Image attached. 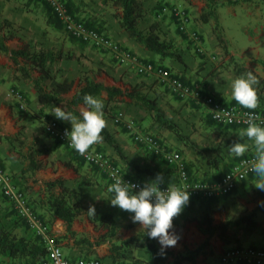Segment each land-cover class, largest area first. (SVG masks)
Returning <instances> with one entry per match:
<instances>
[{"label":"rangeland","instance_id":"1","mask_svg":"<svg viewBox=\"0 0 264 264\" xmlns=\"http://www.w3.org/2000/svg\"><path fill=\"white\" fill-rule=\"evenodd\" d=\"M61 1L73 16L77 19L82 18L88 25L103 32L116 43L121 44L125 50L130 51L138 59L151 61L167 68L190 85L202 87V82L205 81L207 95L213 96L215 99L217 98L213 93V90H215L213 75L218 70H220V81L221 83L223 82L224 89H228L229 85L232 86V81L236 77L237 72L239 75L248 72L245 69L242 73H240V70L237 71L238 63L229 57L228 52L225 54L223 48L233 52L235 58L240 60L239 57L243 47L247 45L251 47L263 45L264 47V0H244L242 2L247 5L232 7L222 4L218 5L221 1H224L218 0L219 27L217 30H214V22L212 20L207 24L199 21V13L197 12L199 0H187L193 10L188 7L189 5L186 6L185 0H140L137 28L143 34L152 33L156 35L159 42H163L168 46L163 56L145 50L141 44L130 38L120 27L121 9L118 5L104 0ZM170 2L179 4L187 11L190 18L189 28L200 38L203 53L197 52L195 44L188 41L186 36L177 32L173 20L169 16H160L161 7ZM0 22L2 25L0 38H2L3 43L8 48L14 50L25 49L29 53L42 51L52 59V62L46 64L48 79L40 83L45 91L55 87L57 83L72 84L71 90L60 95L57 102L49 106L40 105L34 96L29 95L31 89L37 95L35 82L39 76L35 69L19 57L13 60L10 55L0 53V120L3 121L0 124V147L2 151L9 153L10 146L22 155L29 153L35 155V152H43V150L46 152L53 151L57 155L53 157L54 159H49V156L46 158L45 155L48 154L43 152L42 155L37 154V160L42 164L45 163L46 169H50L53 174L57 173L58 170L67 171L70 177L74 179L73 181L79 183V187L82 186L79 189L82 203L90 206L95 192L88 190V188L94 186V184L91 181L86 183L87 177L85 176L93 171L94 168L82 163L71 151L48 136L44 131L45 125L49 121H56L71 130V122L56 118L53 111L56 107H62L65 111H70L79 118L78 115L85 108L82 106L72 107L68 104V101L86 81L99 82L122 90L137 86L148 97L157 100V104L164 112L166 118L174 122L184 136L182 141L172 132L159 129L153 115L132 106L129 99L119 98L106 105L104 110V118L107 122L106 127L116 130L115 127L119 126L113 121L114 115L117 112H123L128 118L134 120L144 132L156 137L167 151L179 154L181 161L191 166L192 170L187 167L191 178L203 182L217 181L219 177L215 178L214 173L212 174L210 170L207 171L208 173L206 172V166L200 157L203 160L212 158L216 155L212 150L219 142L221 147L225 148L229 139L239 135L244 129L235 130L211 124L204 108L197 107L193 102L179 100L172 96L167 87L153 76L139 75L132 65L119 63L109 52L96 50L72 38L65 32L49 7L40 0H0ZM217 34L222 38V42L217 41ZM123 39L128 43L137 44V48H142L143 52L141 53L135 49V45L131 47L126 42L123 43ZM215 79L217 80L216 77ZM258 88L264 91L263 86L260 84ZM16 94L22 98L24 107L20 105ZM101 99L104 102L105 94L102 95ZM126 137L130 146L133 147L132 149L140 157L138 161H132L126 157L131 162L128 163L111 150L108 151L107 147L102 143L94 144L91 147L104 152L126 172H131L130 175L137 180L143 183L152 181L144 176L142 177L140 175L141 171L132 172V166H134L135 162H138V168L142 167L149 161L148 158L151 156L147 154L149 152L146 149L135 144L127 133ZM35 140L41 142L39 143L42 144L41 149L35 148V144H37ZM216 156L223 162L222 164L228 163V168L238 158V156L230 153L227 148ZM153 159H155L160 168H156V172L163 176L169 173L166 179L163 177V182L160 184L161 186H168L175 178L174 168L165 164L161 157H154ZM22 163L25 162L23 161ZM49 163L50 165L48 166ZM4 166L6 167V165ZM8 173L15 180L17 186L20 185L18 175ZM99 173L104 175L102 172ZM83 176L84 179H80ZM28 180L33 183L37 182L32 181L31 177H28ZM103 182H105V179L102 177L101 183L103 184ZM255 183L256 177L249 178L240 183L231 194L220 199H189V203L183 208L182 212L174 217V227L171 231H174L181 239L186 227L191 225L198 227V223L206 213L212 216L215 225H219L226 220L233 221L242 214L254 210L255 205L259 203L257 192L261 191L255 187ZM108 185L105 182L104 188L107 195H109L107 192ZM24 191L27 193V190ZM32 199L34 198L31 197ZM97 208L95 207V211L98 210ZM110 212L117 221H121L124 218V220H130L131 224H133L132 226L135 224L140 225L138 222H133V213L121 210L118 206L113 207ZM259 213L256 216L257 227L255 229L241 226L228 230L226 237L230 236L232 240H238V243H240L232 244L233 248L241 246L253 247V245L264 247V244H262V240H264V216ZM0 225L7 229L11 228L12 232L17 236L36 238L33 235L34 233L25 235V233L20 234L17 231L19 228L23 230L22 227H25V225L15 214L12 206L2 197L1 193ZM124 231H128L126 227ZM121 234L123 235V232ZM180 239L178 242H180ZM154 241L156 245L161 246L157 239ZM174 248V246L167 247L168 250L176 253ZM194 248L191 242L188 245H184L183 248H179L178 253L185 254L186 251L194 250ZM132 251L143 252L137 247H131L125 252L122 260L118 262L110 261L109 263H128L127 256L130 253L133 254ZM142 254L144 258L139 260L137 264H151L148 256L144 252ZM197 259L199 258L197 257ZM203 262L204 260H200V263ZM216 262H218L217 259ZM196 263L199 264V260ZM0 264L13 263H6V261L0 260Z\"/></svg>","mask_w":264,"mask_h":264},{"label":"trees","instance_id":"2","mask_svg":"<svg viewBox=\"0 0 264 264\" xmlns=\"http://www.w3.org/2000/svg\"><path fill=\"white\" fill-rule=\"evenodd\" d=\"M104 1L111 2L120 7L121 9L120 10L121 14L119 18L120 27L128 34L130 38L134 39L137 43L141 44L145 50L155 52L156 54L161 55V56L164 55L163 53H165V51L168 49V46L164 44L163 42H159L156 35L152 33L143 34L137 28V19L140 14V0H104ZM203 1L206 3V6L202 10L201 14L199 15V21L203 24H207L210 20H212L214 22V30H217L219 27L218 15H217V6H218L217 4L218 3L216 0H203ZM238 2L239 0H236V1L226 0V3L228 4L229 3L233 4V3H238ZM1 26L2 25L0 22V30H1ZM216 39L218 42H222V38L220 37L219 34L216 35ZM223 50H224V53L226 54L227 50L225 48H223ZM0 53L10 55L13 60L19 57L23 59L24 61L28 62L32 66V68L35 69V72L38 73L39 75L38 79L35 82L37 100L39 104L43 106H49L57 102L59 100L60 95L68 93L71 90V86H72L71 83H57L55 87H52L48 91H45L42 88L40 83L48 79V68L46 64L48 62L49 63L52 62V59L46 53L42 51L38 53H29L25 49H21V50L10 49L3 43L2 38H0ZM256 64L264 71V60H257ZM183 83L185 82L183 81ZM185 84L189 86H193L187 83ZM203 93H205L204 90H203ZM85 94H91L99 98H101L102 95L105 94V99H104L105 104H104L103 111L105 110L106 105L112 101H116L119 98L129 99L131 101L130 104L132 106H135L138 109L144 110L148 114H152L154 121L157 124V127H159V129L172 132L181 141L184 138V136L181 134V132L177 128L176 124L166 118L164 112L159 108L157 104V100L155 98L148 97L137 86H134L131 89L122 90L118 87L106 86L99 82L86 81L72 95V97L68 101V104L72 107L82 106L85 108V105L83 103V96ZM184 101L193 102L195 105H197V107L204 108L201 104L191 99H185ZM204 110L208 115L207 110L205 108ZM254 110H257V109L255 108ZM78 117L81 118L80 114L78 115ZM208 120L210 121L211 124H214V125H217L223 128H229V129L231 128L235 130L240 129L238 127H229V126H222V125L215 124L211 120L209 115H208ZM102 135L104 139L100 143H102L105 147H109L111 151L115 155L120 157L122 160H125L128 163H130V161L126 159V156L122 153L120 145L115 140L113 134L108 130L107 127H105L102 130ZM154 138L156 139V137ZM244 139H246V137H240L239 135L234 136L233 138L229 139V142L228 144H226L225 148H222L219 142V144L215 146L212 152L215 153L216 155H219L221 154V151H224V149L227 148V150H229V146L233 144L234 142H237L238 140H240V142H243ZM157 141L160 144V146L164 149L165 152H169L166 150V148L162 145V143L159 140ZM9 153L18 162L22 163L24 161L27 163V166L25 170L24 169L22 170V173L34 172V171L39 170L42 167L41 163H39V161L37 160L36 152H35V155L30 154V153L27 155H22L19 152H17L15 149H13V147L10 146ZM147 154H149L153 158L161 157L164 160V157L162 154L156 155L151 152ZM253 154L254 153L248 154L247 156L246 155L238 156V158L235 159L234 163L243 157H248ZM216 155L213 156L212 158H205L203 160L200 157V159L204 162L206 169L210 170L212 174L214 173L215 178L219 177L217 179L218 181L230 169L232 164L228 168V163L222 164L223 162L219 160ZM164 162L167 164L165 160ZM181 162L185 166L186 170H187V167L189 168V170H192V168H190L191 166L187 165L186 162H183V161ZM0 163L2 164L1 161ZM114 163L116 164V162ZM168 166L174 168L173 165L168 164ZM124 171L126 172V170ZM137 172H140V170L139 171L137 170L136 173ZM174 173H175V168H174ZM188 174L191 178V175L189 172ZM174 175H175V178L171 184L176 182V174ZM137 176L139 177V175ZM254 176H256L255 173L247 177V179L252 178ZM132 178L144 185L143 182H141L140 180H137L135 177H132ZM247 179H245L244 181H246ZM244 181H242L241 183H243ZM160 187H163V186L160 185ZM43 189H44L43 196L40 197L39 199L31 200V198L28 196V199L33 207V210L37 213L40 219H42L41 217L42 214L45 213V214H49L53 218V220L62 221L65 226L67 234H72L73 233L72 224L74 220L76 219V217L87 213V210L83 206V203L79 197V194L71 192L65 186L64 180L61 178H56L54 180L44 182ZM22 191L26 194L24 190ZM257 195L260 201V205L256 207L254 210L248 213L242 214L239 218L233 221L226 220L225 222L219 225H215L213 222L212 216L208 213L204 214L201 221L198 223L199 231L203 235H206L208 238L214 235H217L220 239L225 241L227 232L230 228H239L241 226H245L248 229H255L257 227V221H256L257 213L262 212L264 209V191H258ZM224 197L226 196L219 197L216 199H220ZM89 218L93 222H98L100 227L109 229L111 231V232L109 231V234H112L114 221L112 219L111 214L102 213L100 211H95V215L89 216ZM10 229L9 228L7 229L0 225V260L1 261L17 262L16 264H33V263H36L46 258V249L40 240H38L35 237L27 238L25 236H17L12 232V229L11 230ZM154 240L155 238H149L145 234V232H142L138 234L137 236L130 237V238H127L121 241L120 244H112L109 248L108 258L112 262H118L124 258L125 252L129 248L137 247L148 256V259L151 262V264H183V263L197 264L196 258L201 253L200 249L202 248V246L205 245V244H202L200 248H197L193 251H186L185 254H179V253H175L170 250L162 249L161 247L156 245ZM55 241L57 242L56 239ZM103 242H104V239L101 238L98 240V242H96L95 245L96 246L100 245ZM121 264H125V263H121ZM236 264H243V263L239 262Z\"/></svg>","mask_w":264,"mask_h":264},{"label":"built area","instance_id":"3","mask_svg":"<svg viewBox=\"0 0 264 264\" xmlns=\"http://www.w3.org/2000/svg\"><path fill=\"white\" fill-rule=\"evenodd\" d=\"M40 1L49 7L55 18L61 23L65 32L72 38L96 50L109 52L119 63L132 65L139 75L153 76L167 87L172 96L181 100L191 99L201 104L207 110L208 115L215 124L245 129L249 119L248 114L251 113L256 123L264 126V111L246 109L235 104H223L214 97L203 93L201 86L186 85L177 75L167 68L151 61L138 59L137 56L125 50L103 32L86 25L82 20L73 16L61 0ZM164 15L169 16L173 20L178 33L186 36L188 41L195 44L197 52L203 53L200 38L189 28L190 18L185 8L179 4L170 2L160 9V16ZM16 95L20 105L24 107L22 98L20 95ZM113 121L117 126L126 131L135 144L153 154H162L167 164L174 166L176 182L169 186L161 187L162 190L177 186L187 188V191L190 192V199L204 198L212 200L229 195L242 181L254 174L252 168L255 162V153L237 160L218 181L203 182L193 180L182 164L179 154L165 152L158 141L151 134L144 132L134 120L128 118L123 112H117L114 115ZM44 131L48 136L71 151L79 160L102 172L110 184L114 182L115 177L122 176L124 181L136 185L133 189L134 191H138L143 186V184L129 176L119 165L115 164L109 156L94 147H90L84 154L79 153L72 146L70 137L67 135L71 130L60 125L58 122L49 121L45 125ZM0 193L12 206L26 227L43 242L42 244L46 249V258L33 264H105L96 258L65 259L60 248L55 245V242H53L41 219L33 210L28 196L17 186L12 176L1 163ZM239 262L243 264H264V249L235 247L227 249L220 256L221 264H236Z\"/></svg>","mask_w":264,"mask_h":264},{"label":"crops","instance_id":"4","mask_svg":"<svg viewBox=\"0 0 264 264\" xmlns=\"http://www.w3.org/2000/svg\"><path fill=\"white\" fill-rule=\"evenodd\" d=\"M216 1H218V0H216ZM232 1H236V0H232ZM184 2L186 3V6L189 5L188 7L190 9H192L191 8L192 6L190 5L189 1L185 0ZM220 4L225 5V6H229V7L247 5V4L243 3L242 0L239 1L238 3H233V4H230V3L228 4V3H226V0H224L223 2L221 1V3H219L218 5H220ZM205 6H206V3L203 0H199V9L197 11L199 13V15L201 14V12L205 8ZM217 15H218V11H217ZM80 20H82V18H80ZM82 21L85 22V20H82ZM121 36H123V35L121 34ZM122 42L123 43L126 42L131 47H134V45H135L132 43H128L127 41H124V39L122 40ZM119 45H121V44H119ZM262 47H263V45L252 46V47L247 45V46L243 47V49L241 50V53H240V57H239L240 60H237L234 56V53L229 51L228 49H227V52L229 54V57L233 58V60L238 63L239 66L236 69L237 71L240 70V73H242L244 69H245V71H252L257 76V78H259V84L261 86H263V88H264V71L256 64L257 60H264V47L263 48ZM135 49L139 50V52H141V53L143 52L141 50L142 48H137V44L135 45ZM235 74H236V71H235ZM244 74L245 73H242L241 75H244ZM241 75H239L237 72L236 77H234V79L241 76ZM213 76H212L213 77V84L215 86V90H213L214 91L213 93L216 96V98L218 99V101L223 103V104H235L239 107H242L237 101H235L233 99V97L231 95L232 86L229 85L228 89L223 88V84H222L223 82L221 83V81H220V79H221L220 78L221 77L220 76V70H218L217 73L214 74ZM215 77L217 78V80L215 79ZM202 84H203L202 88H203L204 92L206 94H208L206 91V87H205L206 82L204 81V82H202ZM34 93L35 92L31 89L29 95L34 96L35 99L37 100V97H36L37 95ZM257 94H258V106L256 109L260 110V111H264V91H262L261 89L258 88ZM242 108H244V107H242ZM2 122L3 121L0 120V124ZM115 128H116V130L108 127L109 131L113 134L115 140L120 145L122 153L127 158H129L130 160H132V161L137 160L138 161V159H140V157H138V155L136 154V151H134L132 149L133 147H131L130 144L128 143L125 131L119 127H115ZM36 143L37 144H35L36 145L35 148L41 149L40 147L42 144H39L41 142H39L37 140ZM243 143H247L249 145L248 151H246L244 155L247 156L248 154L255 153V148H254L253 142L251 140L246 138V139H244ZM107 150L110 151L111 149L109 147H107ZM43 152L48 154L45 156H46V158H47V156H49L48 157L49 159H54L53 157L57 156L53 151H47L46 152L43 150ZM43 152L37 151L36 153L39 155H42ZM148 159H149V161H147L146 164L142 165V167H139V168L137 166L138 162H135L134 166H132V172L136 173L137 170H140L141 171L140 175L142 177L144 176L148 180H153L159 174L158 172L155 171V169L156 168L160 169V168L152 156L149 157ZM1 160L3 161L2 164L6 165V167L5 166L4 167H5L7 172L15 173L18 175V178L20 180V185H18V187L22 190H27V193L29 195L27 193L26 194L30 198L32 197L34 199L35 198L39 199L40 197H42L43 196V190H44L43 189L44 188V182L54 180L56 178L63 179L65 186L71 192H74L77 194L80 193L79 189L82 186L79 187V183H75V181H73L74 179L70 177V175L67 171L58 170L57 173L53 174V173H51L50 169H46L45 163L42 164L39 161V163H41V165H42V167L39 170L34 171V172L22 173V170L23 169L25 170L27 163L26 162L25 163L18 162L17 160H15L10 155V153H8L7 151H2V149L0 147V161ZM82 163H84V162H82ZM49 165H50V163L48 164V166ZM206 171H209V170L207 169ZM130 173L131 172H127L128 175H130ZM26 175H27V177H26ZM83 175H85V174H83ZM168 175H169V173L165 174V176H163V177L166 179V177ZM28 177H31L32 181H37V182H35V183L29 182ZM85 177H87L85 180L86 183H87V181H91L94 184V186H91L88 188V190L95 192V196H94V199L91 201V205L94 207H98L97 208L98 210H96V211L111 214L110 211H112L113 207H116V206H112L110 204V201H109L110 197H109V195L106 194V190L104 188L105 182H107L108 184L110 182L107 180V178L104 175H102L101 173L96 171V169H93V171H91ZM102 177L105 179V182H103V184L101 183ZM254 177H256V176H254ZM254 177H252V178H254ZM80 179H84V176ZM25 187H27V188L25 189ZM79 197H80V195H79ZM259 205H260V201L257 205H255L254 209L256 207H258ZM83 206L85 207L86 210H88L89 206H87V204H83ZM259 214L264 216V209ZM41 217H42L41 221L44 224V226L46 227L49 235L53 239V242H56L55 239L57 240L55 245L58 246V248H60V250L63 254V257L65 259H68V260H77L80 258L91 259L92 257H96V259H100L105 264H112V263H109L111 260L108 258L110 246L112 244H120L121 241H123L127 238H130V237L137 236L138 234L144 232V229L141 228V225L135 224L134 226H132L133 224H131V221L130 220L127 221L126 219L124 220V218H122L121 221H117L115 219V217L112 215L114 225H113L112 234H109V231H110L109 229L100 227L98 222H93L89 218L87 213H85V214H82V215H79L78 217H76V219L74 220V222L72 224V232L73 233L67 234L65 226H64L62 221L53 220V218L49 214H45V213L42 214ZM125 227L127 228L128 231H124ZM22 228H23V230H21V228H19L17 230L20 234H22V233L23 234L25 233V235H32L33 234V232H31L26 226L22 227ZM122 232H123V235L121 234ZM125 234H127V235H125ZM101 238L104 239V242L102 244L96 246L95 245L96 242H98V240ZM37 239L41 241V239H39V238H37ZM225 239L226 240L223 241L217 235H214V236L208 238L206 235H203L199 231V228L197 226L195 227V225H191V226L186 227L185 231L183 232V234L181 236L180 242H178L174 246L175 247L174 250L176 251V253H178L179 248H183L184 245H188V243H191V242L193 243V246L195 247L194 250L197 248H200L202 244H205L200 249L201 253L198 256L199 259L196 258V261L199 260V264H220L219 261H220L221 254L224 251H226L227 249L233 248L232 244H235V245L240 244V243H238V240H232L230 238V236L226 237ZM262 241H263L262 244H264V240H262ZM241 242H242V240H241ZM41 243H43V242L41 241ZM159 247H161V246H159ZM253 247L264 249L263 246H258V245H253ZM169 249H172V248H169ZM166 250H168V249L166 248ZM170 251H172V250H170ZM189 251H193V249H190ZM132 252H133V254L130 253L127 256L128 263H125V264H137V262L139 260H142L144 258V257H142L143 252H141V253L135 252V251H132ZM216 259L218 262H216ZM200 260H204V262L200 263ZM6 263H7V261H6ZM8 263L16 264L17 262H8Z\"/></svg>","mask_w":264,"mask_h":264},{"label":"clouds","instance_id":"5","mask_svg":"<svg viewBox=\"0 0 264 264\" xmlns=\"http://www.w3.org/2000/svg\"><path fill=\"white\" fill-rule=\"evenodd\" d=\"M257 76L248 71L246 74L232 81L231 95L242 107L255 109L258 106ZM85 109L77 118L70 111L62 107H56L53 114L56 118L70 121L71 131L67 133L72 146L81 154H84L92 145L103 141L102 130L106 127L104 118V102L101 98L91 94L83 96ZM247 127L239 133L240 137H247L253 142L255 148V162L252 171L256 175L255 187L264 191V126L256 123L251 113L248 114ZM247 143L234 142L229 146V152L235 156H242L248 151ZM163 175L158 174L152 181L144 183L138 191L132 185L117 176L114 182L108 185L107 192L112 206H118L121 210L133 213V222H138L149 238H155L162 249L175 246L180 237L174 232L173 219L178 216L189 203L190 192L187 188L172 186L162 190L160 184ZM87 213L95 215V207L90 205Z\"/></svg>","mask_w":264,"mask_h":264}]
</instances>
